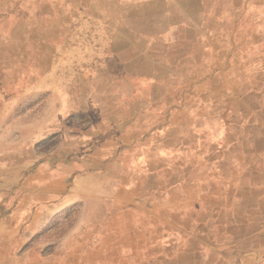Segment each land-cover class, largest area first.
I'll list each match as a JSON object with an SVG mask.
<instances>
[{
    "label": "crops",
    "instance_id": "crops-1",
    "mask_svg": "<svg viewBox=\"0 0 264 264\" xmlns=\"http://www.w3.org/2000/svg\"><path fill=\"white\" fill-rule=\"evenodd\" d=\"M37 3L3 1L0 43L38 27ZM98 8L111 12L110 60L129 51L119 44H145L154 68L142 76L179 98L158 102L143 143L126 129L56 168L27 149L37 117L21 126L0 116L10 124L0 136V264H264L263 5L127 0L121 22L113 0ZM75 205L73 228L50 240L52 221Z\"/></svg>",
    "mask_w": 264,
    "mask_h": 264
},
{
    "label": "rangeland",
    "instance_id": "rangeland-1",
    "mask_svg": "<svg viewBox=\"0 0 264 264\" xmlns=\"http://www.w3.org/2000/svg\"><path fill=\"white\" fill-rule=\"evenodd\" d=\"M257 1L264 14V0ZM126 2L113 0L120 7L113 20L120 21L126 15L121 11ZM111 3L38 0V27L22 28V36L0 43V116L6 112L8 121L22 117L21 126L38 118V132L27 149L34 147L39 165L48 163L56 168L82 149L93 148L96 141L113 139L117 143L116 136L126 129L134 130L136 144L143 143L145 135L158 126L152 120L162 110L158 102L179 98L169 91L172 87H156L150 82L152 77L142 76L154 68L153 62L143 59L145 44H119L118 49L129 51L120 63L110 60L112 45L106 39L105 27L111 12H101L98 7L109 8ZM162 47L156 43L153 53H164ZM127 70L134 71L135 77L119 75ZM189 94L183 93L184 97ZM8 125L0 124V136ZM25 153L22 158H29ZM30 172H22L17 180H26ZM5 207L0 204V212ZM80 214V205H75L52 221L50 240H63ZM49 251L44 249V253Z\"/></svg>",
    "mask_w": 264,
    "mask_h": 264
}]
</instances>
